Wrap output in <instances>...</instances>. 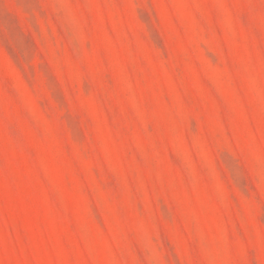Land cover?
Wrapping results in <instances>:
<instances>
[{"label": "rangeland", "instance_id": "374dc122", "mask_svg": "<svg viewBox=\"0 0 264 264\" xmlns=\"http://www.w3.org/2000/svg\"><path fill=\"white\" fill-rule=\"evenodd\" d=\"M0 264H264V0H0Z\"/></svg>", "mask_w": 264, "mask_h": 264}]
</instances>
